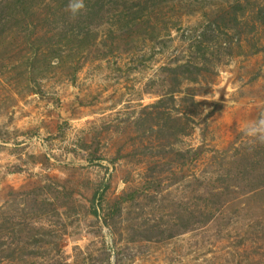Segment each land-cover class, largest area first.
Masks as SVG:
<instances>
[{
    "label": "rangeland",
    "instance_id": "1",
    "mask_svg": "<svg viewBox=\"0 0 264 264\" xmlns=\"http://www.w3.org/2000/svg\"><path fill=\"white\" fill-rule=\"evenodd\" d=\"M120 1L0 0V264H264V0Z\"/></svg>",
    "mask_w": 264,
    "mask_h": 264
},
{
    "label": "clouds",
    "instance_id": "2",
    "mask_svg": "<svg viewBox=\"0 0 264 264\" xmlns=\"http://www.w3.org/2000/svg\"><path fill=\"white\" fill-rule=\"evenodd\" d=\"M65 10L70 12L71 19L76 20L82 12L86 11L85 0H69ZM240 128L247 137L251 138L253 146L257 143L264 144V113L256 121L248 122L247 125L242 123Z\"/></svg>",
    "mask_w": 264,
    "mask_h": 264
},
{
    "label": "trees",
    "instance_id": "3",
    "mask_svg": "<svg viewBox=\"0 0 264 264\" xmlns=\"http://www.w3.org/2000/svg\"><path fill=\"white\" fill-rule=\"evenodd\" d=\"M119 2L121 3L120 0H119ZM145 2H148V0H145ZM143 4H145V3H142V0H139V5H138V7H142ZM108 188H109V185H108L107 183H103V184L101 185V187L98 189V191L94 194V201L97 202V204H98V208H99L100 210L103 209L102 202H103V198H104L105 193H106V191L108 190Z\"/></svg>",
    "mask_w": 264,
    "mask_h": 264
}]
</instances>
